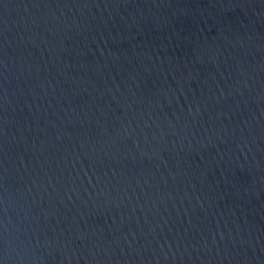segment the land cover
<instances>
[{
  "label": "water",
  "instance_id": "1",
  "mask_svg": "<svg viewBox=\"0 0 264 264\" xmlns=\"http://www.w3.org/2000/svg\"><path fill=\"white\" fill-rule=\"evenodd\" d=\"M0 264H264V0H0Z\"/></svg>",
  "mask_w": 264,
  "mask_h": 264
}]
</instances>
